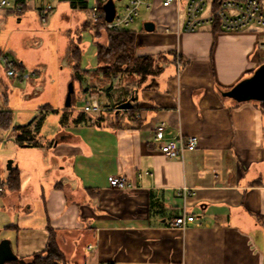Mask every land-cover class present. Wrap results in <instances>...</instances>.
I'll return each mask as SVG.
<instances>
[{
    "label": "crops",
    "instance_id": "1",
    "mask_svg": "<svg viewBox=\"0 0 264 264\" xmlns=\"http://www.w3.org/2000/svg\"><path fill=\"white\" fill-rule=\"evenodd\" d=\"M185 2L180 11L161 0L142 8L154 7L156 15L145 22L162 28L137 32L135 55L165 53L168 64L154 84L136 89L134 117L117 110L106 118L100 109L84 108L92 114L78 116V127L92 133L96 128L99 135L42 128L38 146H19L13 130L15 158L0 175V193L10 194L0 198V209L10 201L15 215L0 219V234L13 233L6 238L18 257L43 251L52 229L68 264H264V101L224 95L264 64V27L230 32L204 24L186 32ZM39 3L29 5L41 18ZM29 5L9 10L22 14ZM0 50L10 53L1 45ZM68 108L70 119L74 111ZM160 122L168 126V139L195 136L197 148L175 158L164 155L153 139ZM80 168L88 182L72 183ZM113 175L132 186L112 187ZM13 182L17 188H10ZM14 193L18 204L10 200ZM184 212L196 222L173 227Z\"/></svg>",
    "mask_w": 264,
    "mask_h": 264
},
{
    "label": "rangeland",
    "instance_id": "2",
    "mask_svg": "<svg viewBox=\"0 0 264 264\" xmlns=\"http://www.w3.org/2000/svg\"><path fill=\"white\" fill-rule=\"evenodd\" d=\"M9 1L12 3L14 0ZM34 1L39 3V0ZM128 1L116 0L119 14L123 13L124 6ZM96 2L97 0H88L86 8H73L68 2L55 0L54 8L47 20H42L37 10L32 9L30 5L22 14L10 12L9 7L0 8V45L10 54L12 53L11 56L18 64L24 66L23 80L18 77H7L6 70L0 68V109L7 108L13 111L12 126L8 130H0V163L2 165L0 166V175L7 170L9 162L15 158L12 150L14 144L11 141L15 126L42 118L44 132L45 130L54 131L60 126L67 129L68 127L76 128L87 138H90L89 135L100 134L96 128L93 130V133L95 132L93 134L90 130L85 131V126L78 127L80 124L78 116L90 103V97L80 89L78 83L75 87L74 113L70 119L64 110L70 75L73 72L71 50L75 46H80L82 69L93 70L98 64L97 41L92 32L94 21L91 19V9L96 5ZM152 14L156 15L154 7L149 11L142 9L139 18L130 29L145 35L159 33L162 27L157 23L156 30L153 32H147L144 29L145 21ZM99 41L104 42V36ZM35 72H39L38 75H33ZM107 89V86L100 88L103 93L98 97L99 105L106 103L104 92ZM5 96L9 98L8 104H4ZM48 105L50 106L46 107ZM84 113L86 117L92 114L91 112ZM103 115L106 118H111L116 114L105 110ZM31 128L35 129L36 125L33 124ZM92 138L93 140L89 139L87 142L90 145H95L97 136ZM21 158L20 156V160ZM89 171L94 173V168L92 167ZM76 176V179L71 180L72 183L88 182L85 168L78 169ZM67 178L73 177L70 175ZM5 194H10V192L7 190L0 193V198ZM10 200L14 204H18L20 197L14 193ZM9 202L6 201L4 207L0 209V219L6 215L8 218L14 217L15 214L10 213ZM8 235L13 238L12 232L2 231L0 244L9 240L6 238Z\"/></svg>",
    "mask_w": 264,
    "mask_h": 264
},
{
    "label": "trees",
    "instance_id": "3",
    "mask_svg": "<svg viewBox=\"0 0 264 264\" xmlns=\"http://www.w3.org/2000/svg\"><path fill=\"white\" fill-rule=\"evenodd\" d=\"M60 1L68 2L73 8H86L88 5V0ZM92 32L97 41V67L93 70L82 69L80 65L82 50L80 46H75L70 54L74 84L78 83L80 86H83L88 78L89 81L83 87V91L89 93V96L95 95L98 97L103 93L100 91V88L107 86L108 89L104 92L106 103L100 105L99 113L103 114V111L107 110L117 114V108L130 101L131 107L122 112L129 114L130 117H134L136 106L133 103L135 99L133 97H136V89L142 87L148 81L149 86L154 84L155 79L168 64V54L136 56L137 31L133 29H123L115 32L106 29L100 22H94ZM102 36L105 38L104 42L99 41ZM173 58L172 60L175 61V55H173ZM74 89L72 104L68 108L69 110L73 109L76 92L75 85ZM83 116L84 114L82 113L79 118ZM12 120V110L7 108L0 109V130H8L12 126ZM42 122L43 120L40 118L25 125L15 126V142L19 146L40 145V140L37 137L41 131ZM33 124L36 125L35 129L31 128ZM10 178L16 179L17 175L12 172ZM17 186L13 182L10 188L14 189ZM49 230L50 235L43 251L34 253L28 258H20L15 255V258L9 261L8 264H68L63 252L58 247L54 231L52 229Z\"/></svg>",
    "mask_w": 264,
    "mask_h": 264
},
{
    "label": "built area",
    "instance_id": "4",
    "mask_svg": "<svg viewBox=\"0 0 264 264\" xmlns=\"http://www.w3.org/2000/svg\"><path fill=\"white\" fill-rule=\"evenodd\" d=\"M54 0H40L39 12L42 20H46L53 10ZM110 0H97L91 9V19L100 22L108 30L119 32L129 29L139 18L141 9H150L151 0H129L124 6L123 13L119 14L116 0H112L116 6V13L112 21H106L104 5ZM20 3H11L9 0H1L0 7H13L16 11H22V5H29L31 0H20ZM164 7L176 5L179 7L182 0H161ZM180 11V10H179ZM183 12L185 15L183 29L186 32H195L204 24L218 25L224 31H239L252 24L264 27V0H186ZM169 31L168 28L165 29ZM264 48V45H262ZM8 52L0 50V68L6 70L10 77L22 78L23 70L20 64ZM264 57V56H263ZM100 109L97 98H92L91 103L85 106L86 111H98ZM165 122H160L154 127L153 139L161 143V151L169 158L182 156L186 151H193L198 146V138L195 136L179 135L175 138H167ZM112 187L128 189L132 185L121 175H113L108 178ZM1 191V188H0ZM196 222L194 215L185 212L172 221V226L184 229L188 224Z\"/></svg>",
    "mask_w": 264,
    "mask_h": 264
},
{
    "label": "water",
    "instance_id": "5",
    "mask_svg": "<svg viewBox=\"0 0 264 264\" xmlns=\"http://www.w3.org/2000/svg\"><path fill=\"white\" fill-rule=\"evenodd\" d=\"M104 12L106 21H112L116 13V6L112 0L104 5ZM144 29L147 32H153L155 30V23L153 21L145 22ZM74 91V81H72L68 86L65 107L71 106ZM224 95L238 102L249 100L264 101V64L260 66L251 77L242 80L231 90L225 92ZM134 98L135 97H133V99ZM130 107L131 102L128 101L120 105L117 110L129 109ZM8 168H11L10 163ZM14 258L15 254L12 252L9 242L7 241L6 243L3 242L0 244V264L9 263V261Z\"/></svg>",
    "mask_w": 264,
    "mask_h": 264
}]
</instances>
